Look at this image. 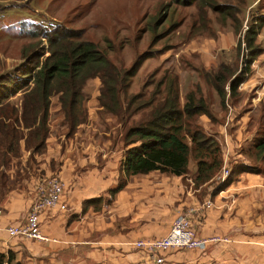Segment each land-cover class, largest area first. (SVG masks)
Returning <instances> with one entry per match:
<instances>
[{
    "label": "crops",
    "instance_id": "1",
    "mask_svg": "<svg viewBox=\"0 0 264 264\" xmlns=\"http://www.w3.org/2000/svg\"><path fill=\"white\" fill-rule=\"evenodd\" d=\"M49 127L42 151L31 153L21 140L19 156L0 166V253L8 264H151L133 243L166 235L178 214L206 201L212 206L192 215L197 235L220 240L203 250L164 251L163 264H264V170L241 172L217 190L214 177L195 184L196 164L189 161L184 176L133 175L111 196L123 152L115 131H91L96 127L84 123L71 134L65 125ZM221 139L223 167L231 168L244 137L224 133ZM52 176L65 184L67 209L44 210L40 225L55 241L10 236L7 229L25 223L38 186Z\"/></svg>",
    "mask_w": 264,
    "mask_h": 264
},
{
    "label": "rangeland",
    "instance_id": "2",
    "mask_svg": "<svg viewBox=\"0 0 264 264\" xmlns=\"http://www.w3.org/2000/svg\"><path fill=\"white\" fill-rule=\"evenodd\" d=\"M260 17H264V0H0V76L20 67L23 53L48 54L46 40L31 36V30L56 24L81 29L84 39L106 50L109 59L123 69L142 57L127 90L129 95L142 93L138 103L152 97L159 80L176 77L180 106L193 91L196 97H203L213 116L196 115L195 123L212 135L220 148L225 143L221 139L224 133L243 135L238 162L263 168L264 161L256 158L253 146L264 135V24L253 43L260 52L251 63V72L235 93L229 92L234 77L229 71L238 73L249 53L246 29L264 20ZM38 59L42 57L34 62ZM217 73L225 77L223 103L213 87ZM99 88L98 78L89 79L84 86L88 97L84 124L96 127L91 131L110 129L119 138L125 127L99 106ZM21 95L18 90L10 98L18 108ZM52 101L57 103V97ZM58 104L50 105L49 123L55 129L64 124L63 114L54 110ZM200 117L207 118L208 127L200 124ZM186 140L191 144L188 137ZM119 147L123 148L122 142ZM189 157L195 162L192 153Z\"/></svg>",
    "mask_w": 264,
    "mask_h": 264
},
{
    "label": "trees",
    "instance_id": "3",
    "mask_svg": "<svg viewBox=\"0 0 264 264\" xmlns=\"http://www.w3.org/2000/svg\"><path fill=\"white\" fill-rule=\"evenodd\" d=\"M255 24L252 23L246 29L244 36L249 48L245 66L238 73L237 70L233 73L229 71L234 76L229 79L230 94L235 93L236 88L246 80L251 72V63L260 52L253 43L264 20ZM30 32L31 36L46 40L45 51L48 54L26 56L23 53L24 63L0 76V166H6L12 158L19 156L21 140L31 153L45 148V140L50 133L53 96L57 97L67 133L75 132L87 120L84 101L88 97L83 92L84 86L89 79L98 78L99 106L113 116L112 120L125 127L120 137L123 152L119 181L108 191L111 196L123 188L133 175L158 171L184 176L188 173L191 153L197 168L193 179L195 184L210 180L222 168L218 141L193 120L196 115L202 114L212 119V114L203 97H196L193 91L185 95V101L180 106L176 77L168 81L159 80L152 97L138 103L142 93L129 95L127 90L130 79L142 63L141 56L130 67L123 69L109 59L106 50L84 39L81 29L56 24ZM109 46L111 44L108 43ZM36 57L42 59L34 62ZM214 81L213 87L223 103L226 95L225 77L217 73ZM18 90L22 91L20 108L10 101ZM135 102L137 105L134 106ZM143 109L147 111L142 113ZM134 116L138 118L134 119ZM187 137L191 144L187 142ZM253 149L256 158L264 161V135L254 142ZM262 170L264 167L236 162L231 167L229 177L216 185L215 189H224L241 172ZM5 258L6 255L0 253V264ZM7 258L11 261L9 256Z\"/></svg>",
    "mask_w": 264,
    "mask_h": 264
},
{
    "label": "built area",
    "instance_id": "4",
    "mask_svg": "<svg viewBox=\"0 0 264 264\" xmlns=\"http://www.w3.org/2000/svg\"><path fill=\"white\" fill-rule=\"evenodd\" d=\"M226 123L225 125H227ZM230 168L223 167L214 176V188L223 183L230 175ZM65 184L58 176H52L38 186V194L27 210L26 221L23 225L9 227L10 236H21L39 241H55L44 235L40 225V215L46 209L58 208L66 210L67 205L63 201ZM212 206L211 201H206L198 207L189 208L187 212L178 214L172 221L168 233L162 237L150 240H139L133 243L136 248L144 250L149 255L151 264H163L161 256L164 251L171 249H205L210 242L220 240L218 237L201 238L192 219L193 214L203 213ZM1 216V211H0ZM227 241V239H223ZM3 264H8L4 261Z\"/></svg>",
    "mask_w": 264,
    "mask_h": 264
}]
</instances>
